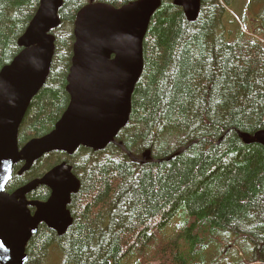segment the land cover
I'll return each instance as SVG.
<instances>
[{"label":"trees","instance_id":"16d2710c","mask_svg":"<svg viewBox=\"0 0 264 264\" xmlns=\"http://www.w3.org/2000/svg\"><path fill=\"white\" fill-rule=\"evenodd\" d=\"M95 1L119 8L134 0ZM258 1L261 22L252 36L244 28L232 34L225 13L233 0H201L194 23L162 0L143 42L129 123L115 142L102 152L46 155L21 176L22 165L13 168L7 194L63 161L81 183L68 207L71 227L58 237L40 226L26 247L27 264H42L53 246L61 264H264V148L239 138L264 130ZM39 2L0 0V70L21 51L18 39ZM88 3L63 0L51 71L20 126V147L50 133L67 109L72 25ZM49 193L40 187L28 198L46 201ZM238 245L242 258L234 262L239 252L230 248Z\"/></svg>","mask_w":264,"mask_h":264},{"label":"water","instance_id":"95a60500","mask_svg":"<svg viewBox=\"0 0 264 264\" xmlns=\"http://www.w3.org/2000/svg\"><path fill=\"white\" fill-rule=\"evenodd\" d=\"M162 0H135L119 8L89 0L77 13L66 93L69 104L54 129L19 148L18 132L27 110L45 86L55 54L53 31L60 27L63 0H40L18 39L22 49L0 70V264H26V247L40 225L62 237L73 223L68 210L80 190L72 167L61 163L41 178L5 192L18 163V175L50 153L68 156L80 148L105 150L129 123L131 98L143 71V42ZM194 23L201 0H173ZM245 145L264 148V130L239 134ZM144 161L150 151L143 153ZM40 187L50 191L44 203L27 197ZM31 209H34L31 214Z\"/></svg>","mask_w":264,"mask_h":264},{"label":"rangeland","instance_id":"374dc122","mask_svg":"<svg viewBox=\"0 0 264 264\" xmlns=\"http://www.w3.org/2000/svg\"><path fill=\"white\" fill-rule=\"evenodd\" d=\"M259 13H260V4L258 0H233V2L230 5L226 6V13H225L228 14L230 16V20L233 21V24L231 25L230 28L232 34L234 35L237 29L240 28V30H242L244 28L246 31L251 32L250 35L255 36L252 27L256 24L257 29H259L261 22L260 18L258 17ZM61 26L54 33H52L54 34L55 39L56 37L58 39V37L60 36ZM73 26L74 25H72V32H73ZM232 40H233V36L232 38H230V41ZM53 247L56 248L51 247L47 251L46 258L42 262V264H61L63 262V260H61V255L58 252L59 250L58 247L57 246H53ZM156 248H161V245ZM234 252H239L237 255L234 254L232 255V259L235 262L236 260H240V258H242L241 246L238 245L234 249L230 248V253H234ZM229 256L230 255H226L225 259H227ZM148 258L149 259L154 258V252L152 253V255L148 256ZM148 264H161V262L158 261V259H156L153 262L149 261Z\"/></svg>","mask_w":264,"mask_h":264},{"label":"flooded vegetation","instance_id":"af4514ba","mask_svg":"<svg viewBox=\"0 0 264 264\" xmlns=\"http://www.w3.org/2000/svg\"><path fill=\"white\" fill-rule=\"evenodd\" d=\"M41 202H44V201H41Z\"/></svg>","mask_w":264,"mask_h":264}]
</instances>
